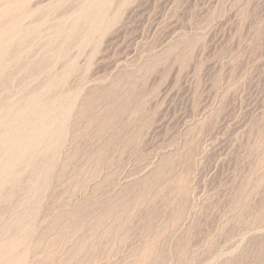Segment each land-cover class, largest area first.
<instances>
[{"label":"rangeland","instance_id":"374dc122","mask_svg":"<svg viewBox=\"0 0 264 264\" xmlns=\"http://www.w3.org/2000/svg\"><path fill=\"white\" fill-rule=\"evenodd\" d=\"M0 264H264V0H0Z\"/></svg>","mask_w":264,"mask_h":264}]
</instances>
